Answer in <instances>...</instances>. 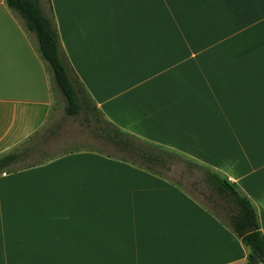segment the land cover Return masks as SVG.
<instances>
[{
  "label": "crops",
  "instance_id": "0c3cea01",
  "mask_svg": "<svg viewBox=\"0 0 264 264\" xmlns=\"http://www.w3.org/2000/svg\"><path fill=\"white\" fill-rule=\"evenodd\" d=\"M38 2L103 119L235 183L264 236V0ZM64 106L0 0V264H246L229 216L160 166L59 145Z\"/></svg>",
  "mask_w": 264,
  "mask_h": 264
},
{
  "label": "trees",
  "instance_id": "16d2710c",
  "mask_svg": "<svg viewBox=\"0 0 264 264\" xmlns=\"http://www.w3.org/2000/svg\"><path fill=\"white\" fill-rule=\"evenodd\" d=\"M5 2L10 9L15 10L22 17L27 30L34 33L38 51L48 64L55 85L66 102L64 106L66 114H78L84 104L83 88L78 87L70 77L69 65L60 54L58 34L53 22L42 14L38 0H5ZM116 129L117 132L124 133ZM115 142L119 148L127 149L135 155L131 157L130 162L138 166L156 172V166L163 163L159 157L152 154L155 151L153 149L147 151L142 147H129V143L121 136ZM151 145L156 147L154 144ZM12 158L11 156L0 158V168L9 164ZM122 159L125 160V158ZM206 180L219 197L235 204V212L229 215L228 221L233 232L249 250L246 264H264V236L260 231L257 215L250 200L241 195L236 184L224 176L207 174Z\"/></svg>",
  "mask_w": 264,
  "mask_h": 264
},
{
  "label": "rangeland",
  "instance_id": "374dc122",
  "mask_svg": "<svg viewBox=\"0 0 264 264\" xmlns=\"http://www.w3.org/2000/svg\"><path fill=\"white\" fill-rule=\"evenodd\" d=\"M82 95L84 97V104L80 112L76 115H67L63 107L55 108V121H59V125L64 124V126H67L64 135H70L66 140L68 143H59V145L73 148L96 149L114 157H122L130 161L131 157L135 155L127 149L119 148L115 142L121 136L124 141L129 143V147H142L143 149H147V151L155 150L152 154L163 161L161 165L159 164L157 166L161 167L160 170L164 176L180 184L198 202L212 212H215L216 215L227 219L230 214L235 212V204L219 197L211 189V186L206 180L207 174L222 177L220 173L203 164L192 161L183 155L166 149H160L158 146L148 145L145 141L132 135L117 132V129L106 122L102 115L99 114L100 112L95 107H92V102L89 97L85 93ZM60 129L61 126L55 132V136L59 139V142L62 139Z\"/></svg>",
  "mask_w": 264,
  "mask_h": 264
}]
</instances>
